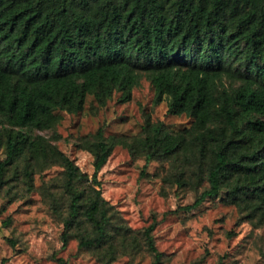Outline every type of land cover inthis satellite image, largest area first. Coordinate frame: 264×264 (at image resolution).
<instances>
[{"label":"trees","instance_id":"16d2710c","mask_svg":"<svg viewBox=\"0 0 264 264\" xmlns=\"http://www.w3.org/2000/svg\"><path fill=\"white\" fill-rule=\"evenodd\" d=\"M142 76L155 101L166 100L168 113L192 122L169 131L147 119L144 137L126 142L130 153L142 155L145 165L182 159L174 179L200 191L179 209L225 191L226 202L261 226L264 0H0V192L9 171L21 169L31 185L33 173L56 163L68 198L62 245L73 228L80 247L104 257L133 245L98 187L97 174L114 146L103 128L78 143L92 155L91 177L32 131L54 129L58 111H81L87 94L99 105L114 91L126 101ZM154 225L142 234L151 264H158Z\"/></svg>","mask_w":264,"mask_h":264},{"label":"rangeland","instance_id":"374dc122","mask_svg":"<svg viewBox=\"0 0 264 264\" xmlns=\"http://www.w3.org/2000/svg\"><path fill=\"white\" fill-rule=\"evenodd\" d=\"M58 113L61 117L54 129L32 132L48 138L89 177L92 155L78 143L91 140L100 127L114 142L97 174L98 187L118 211L119 223L129 228L133 245L124 250L118 246L114 258L104 257L103 252L78 245L76 228L62 245L68 198L63 168L52 163L33 173L31 185L21 169L9 171L0 192V264H60L59 258L67 264H151L153 256L142 232L153 221L152 235L162 253L158 264H264V223L258 227L245 219L236 205L226 202L225 191L195 208L179 209L191 204L200 191L187 182L179 186L174 179L182 159L152 160L145 165L142 155L130 153L126 142L144 137L147 119L161 122L169 131L192 122L186 114L168 113L166 100L155 101L154 88L145 76L126 101L114 91L105 105H99L87 94L81 111ZM3 157L0 145V160ZM197 179L194 174L192 181Z\"/></svg>","mask_w":264,"mask_h":264}]
</instances>
